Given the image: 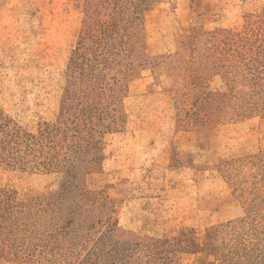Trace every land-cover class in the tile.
<instances>
[{
	"label": "rangeland",
	"instance_id": "rangeland-1",
	"mask_svg": "<svg viewBox=\"0 0 264 264\" xmlns=\"http://www.w3.org/2000/svg\"><path fill=\"white\" fill-rule=\"evenodd\" d=\"M0 264H264V0H0Z\"/></svg>",
	"mask_w": 264,
	"mask_h": 264
}]
</instances>
